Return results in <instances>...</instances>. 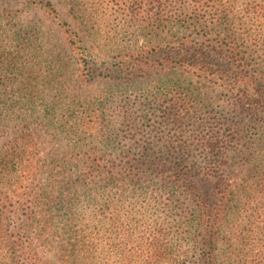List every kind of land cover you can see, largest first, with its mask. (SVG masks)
<instances>
[{
	"label": "rangeland",
	"instance_id": "rangeland-1",
	"mask_svg": "<svg viewBox=\"0 0 264 264\" xmlns=\"http://www.w3.org/2000/svg\"><path fill=\"white\" fill-rule=\"evenodd\" d=\"M41 1L55 5L61 25ZM219 3L244 22L247 0H0V151L24 138L43 186L52 172L81 178L69 208L49 214L48 264H207L177 171L136 160L179 154L199 169L213 133L235 150L229 171L238 155H264V141L251 144L262 129L238 107L231 74L202 77L189 66L220 29ZM166 108L180 116L165 118ZM244 210L221 223L213 264H264V231L252 233Z\"/></svg>",
	"mask_w": 264,
	"mask_h": 264
},
{
	"label": "trees",
	"instance_id": "trees-1",
	"mask_svg": "<svg viewBox=\"0 0 264 264\" xmlns=\"http://www.w3.org/2000/svg\"><path fill=\"white\" fill-rule=\"evenodd\" d=\"M193 1L198 3V0ZM40 7L62 24L61 14L51 1H41ZM214 7L215 26L222 29L217 30L215 38L202 47L201 53H193V63L189 66L192 72L202 77L217 76L218 72L231 74L234 78L231 88L236 94L238 107L252 120L253 128L262 129L261 138L252 140L251 144L256 149L263 148L264 0H247L244 22L243 16L232 15L233 11L222 13V3ZM240 21L242 23L237 26L236 23ZM224 24L227 26L224 27ZM221 62L227 66V70L223 69ZM165 110V118L180 116L171 108ZM228 142L226 136L217 133L205 139L202 146L207 152V159L199 169L186 164V157L179 154L176 157L173 155L175 161L170 163H160L149 155H142L136 160L145 168L160 169L161 172L168 169L177 171V180L182 182L184 203L192 211L198 236L205 247L207 264H213L217 259L220 226L231 209L236 210L234 214H238L240 207L245 209L242 213L254 229L252 233L264 231V155H238L233 169L229 171L225 169L230 166L226 161L230 158L226 154L235 150L230 151ZM19 143L25 145L26 149H21ZM6 147V151H0V225L6 219H11L12 223L15 220L16 225L4 224L0 230L10 227L16 234L0 237V260L4 264H48L44 257L54 249L49 214L69 208L70 193L79 191L77 185L81 178L73 171L52 172L43 186L40 180L42 174L33 166L35 157L27 139L18 137ZM79 157L73 159L74 164L80 162ZM106 174L107 183L116 182L113 175ZM60 176L67 178L66 185L71 186L69 189L60 186ZM53 199L59 201L50 204ZM258 221L259 225L256 224ZM62 239L67 240V246L69 238L64 236ZM67 248L71 247L68 245Z\"/></svg>",
	"mask_w": 264,
	"mask_h": 264
}]
</instances>
